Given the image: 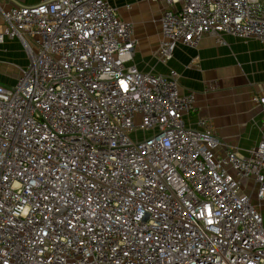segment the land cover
Instances as JSON below:
<instances>
[{
  "label": "built area",
  "instance_id": "obj_1",
  "mask_svg": "<svg viewBox=\"0 0 264 264\" xmlns=\"http://www.w3.org/2000/svg\"><path fill=\"white\" fill-rule=\"evenodd\" d=\"M141 1L165 4L157 65L207 35L264 44V0ZM0 20L29 60L0 84V264H264V98L240 152L187 122L174 70L139 69L109 0L0 3Z\"/></svg>",
  "mask_w": 264,
  "mask_h": 264
},
{
  "label": "crops",
  "instance_id": "obj_2",
  "mask_svg": "<svg viewBox=\"0 0 264 264\" xmlns=\"http://www.w3.org/2000/svg\"><path fill=\"white\" fill-rule=\"evenodd\" d=\"M109 1L119 9L123 20L135 26L139 41L135 61L149 58L151 66L161 74L174 70L179 75L180 92L194 93L197 112L187 118L190 125L199 116L208 117L220 141L240 152L258 145L263 109L254 99L264 98V44L229 35H223L224 43L218 44L214 36L207 35L194 48L179 46L167 70L153 57L161 40L159 17L164 2ZM2 6L8 9L20 5L2 0ZM138 67L143 69L144 65Z\"/></svg>",
  "mask_w": 264,
  "mask_h": 264
},
{
  "label": "rangeland",
  "instance_id": "obj_3",
  "mask_svg": "<svg viewBox=\"0 0 264 264\" xmlns=\"http://www.w3.org/2000/svg\"><path fill=\"white\" fill-rule=\"evenodd\" d=\"M7 2V0H5ZM17 5H34L38 3L40 0H12ZM2 4V0H0ZM155 4V3H153ZM0 83L11 86L14 84V81L18 77L21 70L27 68L29 60L28 56L23 49L21 43L19 41H6L4 45L0 47ZM149 58L147 59H139L136 62V65H144V68L141 69L143 71L150 70V68L154 67L151 66V61ZM147 64V65H146ZM169 65L165 68L167 69ZM140 68V67H139ZM168 70V69H167ZM255 205H259V203L254 200ZM263 218H264V211H263Z\"/></svg>",
  "mask_w": 264,
  "mask_h": 264
}]
</instances>
